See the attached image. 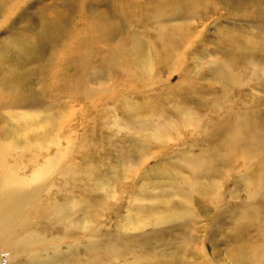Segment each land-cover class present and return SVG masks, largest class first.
<instances>
[{"label": "rangeland", "instance_id": "obj_1", "mask_svg": "<svg viewBox=\"0 0 264 264\" xmlns=\"http://www.w3.org/2000/svg\"><path fill=\"white\" fill-rule=\"evenodd\" d=\"M167 1L18 0L3 5L0 0V138L12 136L10 132L18 128L20 113H38V118H56L65 135L63 145H70L61 169L45 181L34 198V202L42 199L35 213L41 225L36 226L47 241V249L38 255L39 263L150 264L159 258L179 256L182 262L202 264L204 257L198 256L194 245L187 247L186 239H199L196 243H202L209 255L225 263L231 241L239 236L237 225L243 223L235 208L264 205V194H250L251 189L255 190L252 178L253 172L260 169L259 161L249 160L244 165L221 162L213 176L202 179L206 184L218 180L217 205L195 194V211H190L186 219L150 223L139 229L124 226L128 209L133 215L143 207L152 213L151 217H163L168 206L165 203L174 207L185 204L176 188L192 176L194 161L206 158L204 154L219 152L221 126L227 128L236 118L246 115L264 130V0H202L193 5H185L182 0V8L149 18L136 9L131 22L120 17L118 11L119 6L134 5L150 10L158 2ZM58 16L64 19L60 24L71 37L46 39L39 55H29L27 51L33 45L38 49L44 28ZM90 18L102 25L113 21L120 30L110 40L112 43L90 45L83 73L80 56L87 48L68 59L62 49L65 41L74 43L77 29L88 30L85 24ZM176 27L184 32V40L172 60L163 62L164 32ZM120 41L133 49L130 54L139 48L143 52H160L162 59L150 83L143 84L124 70L113 76L101 68L110 48ZM231 58L238 60L236 85L220 74L221 65ZM17 80L23 88L32 89L35 99H9V86L12 88ZM77 82L95 95L90 100L84 98L76 89ZM105 86L109 91L98 92ZM186 111L195 113V126L182 128L163 141L148 140L147 147L141 145L142 135L137 130L145 120L149 123L147 132L155 122L180 125ZM55 150L52 147L48 153ZM48 153L43 150L36 159L40 162ZM30 155L27 152L10 162L29 173L34 167ZM69 165L67 175L62 176ZM128 167L129 173H124ZM50 184L52 189L45 191ZM106 184L108 189L104 188ZM75 200L80 204L69 212L67 220H60L48 206L50 201H58L68 208ZM28 214L26 207L21 216ZM197 219L203 221L196 222ZM198 225H202L200 232L193 235L192 227ZM24 227L19 235L37 230L31 220L25 221ZM114 243L122 247L118 257L111 248ZM30 261L23 257L11 264Z\"/></svg>", "mask_w": 264, "mask_h": 264}, {"label": "bare ground", "instance_id": "obj_2", "mask_svg": "<svg viewBox=\"0 0 264 264\" xmlns=\"http://www.w3.org/2000/svg\"><path fill=\"white\" fill-rule=\"evenodd\" d=\"M17 1L18 0H2L3 5L9 2L17 3ZM199 1L202 0H185V5H193ZM183 3L182 0H168L164 4L158 2V4L150 10L144 9V7H138L137 5L131 7L119 6L120 9L118 11H120V17L131 22L136 9H138L139 13L146 15L149 18L151 15L182 8L184 6ZM63 20L64 19L61 16L54 18L52 22L44 28V33L42 34L41 43L38 49L33 45L27 53L29 55H39L43 47V42L46 39H51L52 41L58 36H60L61 39H64L65 37L67 38L68 36L71 37V33H68L67 28L64 29L60 24ZM85 28L86 30L88 29L85 32L79 31L78 29L76 30L73 34L72 41H74V43H72V45L68 42L66 43L64 40L65 45L64 49H62L63 56H65L64 58L68 59L78 50H81L84 47L87 48V50L83 49L85 54L80 56V64L81 66L84 65L81 70L82 72L89 59L90 45L94 43H98L97 45H99L109 42L110 40L112 41L116 37L115 34L120 30L119 25L113 21L108 20L107 24L102 25L94 18H90L89 21L86 22ZM89 34L91 36H89ZM184 37L185 35L181 28L176 27L172 28V30H165L163 50L166 52V57L162 60L163 62L169 63V60H172L175 56L174 54L178 52L177 50L184 40ZM23 39L27 40V37H23ZM123 41L115 43V45L110 48L101 68H104L106 74L111 75L123 72L124 70L125 74L141 80L143 84H145V81L150 83V81L153 80L151 74L156 65L159 64V61L162 59L160 52L156 53L154 51V53L153 51L151 52V50H145L143 52V48H139L130 54V51L133 49L127 45V42ZM57 51H60V49L56 50L54 53H59ZM54 53L53 55L55 56ZM237 63L238 60L231 58L221 65L222 70H220V74H224L227 78L226 80L232 83V85H236L239 80L240 73L238 72L239 68ZM135 65H137V67H135ZM78 68H80V65H78ZM81 71H78V73H81ZM137 82L141 83L140 81ZM76 84V89L81 91L84 98L87 97V99L89 98L90 100L92 96L95 95L94 91L92 92V90L84 88L83 86L81 88V82H77ZM115 85L118 86L117 83ZM11 87L12 88L9 86L7 96H9V99H12L14 102H26L35 99V94L32 89L23 88L20 80L15 81ZM107 87H99L97 90L100 93H105L106 91H109ZM76 94L80 97L79 93ZM3 98L5 99V97ZM38 115V113H20L17 118L18 128L14 129L12 133L10 132L12 136L10 135L9 138H0V264H11L16 259L23 257L31 260L30 264H43L39 263L41 257L38 255H41L40 252L47 249L45 236L38 232L36 226L41 225L40 218L37 220L35 213H37V209L40 206L42 199L40 197L37 202H34V198L41 190L45 181L50 179L51 176L54 175V172H58L61 169V163L70 151V145H63L62 140L65 135L56 123V118L51 115L46 118H38ZM195 117V113L186 111L181 116L180 125L172 122H165L163 124L155 122L149 125L151 131L148 132L146 129L148 128L149 123L147 122L148 120H145L143 125L137 130V132L142 135L141 145L146 146L149 141L153 140L163 141L169 139L173 134L180 133L182 128L195 126L197 118ZM225 127L223 125L219 128L220 131L218 130V132L221 133V140L218 147L219 152L204 154L207 155L206 158L194 161L191 166L192 176L183 180L182 187L176 188V193L184 198L185 204L174 207L169 202L168 204L165 203V205L168 206H166L163 217H157V215L151 217L152 213L146 212L143 207L139 208V210L133 215L131 210L128 209L127 220L124 224L126 229L145 228V225H149L150 223H161L178 218L186 219L191 212L194 213L195 211V204L193 201L195 194H198L202 199L217 205V202L215 203V201H217V198L219 199L218 196H220L218 180L206 184L202 182V179L204 177H211V175L213 176L217 171V164L220 165L219 163L221 162H223L222 165L224 163L227 165H234L239 162H242L244 165L249 160H258L260 169L259 171L253 172L254 177L252 178V184L253 187L255 186V190L251 189L250 194L251 196L264 194V130L256 121L246 115L236 118L227 128ZM222 130L223 132H221ZM215 132L213 133L215 134ZM52 147H56L55 152L48 153ZM43 150H46L48 154H45L43 159L39 162L36 158L40 156V152ZM27 152H31L30 156L34 158L31 160L34 163V167L29 173L21 172V169L16 163L13 164L10 162L11 158L16 159ZM70 166L71 165L67 167L65 172L62 171V176L67 175ZM128 171H130L129 167L124 169V173ZM108 186L109 185L106 184L104 188L108 189ZM51 189L52 187L50 184L45 191ZM110 196L115 197V194L111 193ZM79 204L80 202L75 200L72 205L67 208L64 203L50 201L48 206L51 208V212L59 217L60 220H67L69 212H74L72 210H75ZM100 204L103 205L105 203L102 202ZM100 204L97 205L98 208L101 207ZM46 206L47 205H45V207ZM246 206L247 207H245V205L238 206L235 208L239 221L242 220L243 223L240 226L237 225L239 236L234 237L233 241H231L232 243L228 249V261L224 263L220 261L219 258H215L212 253L209 255L208 248L203 247L202 243L201 245L196 243L199 242L197 241L199 239L195 238L196 241H192L193 239L188 241L186 239L185 241L188 242L187 247L194 245L192 247L194 248L193 250H195L196 253H199L198 256L201 255V257H204V264H264V205L263 207H258L253 204ZM26 207L30 215L28 214L26 217H22L21 213ZM31 211L34 212L31 213ZM30 220L37 230H31L29 233L25 231L24 234L22 232L21 235H19L18 233L25 229V221ZM201 221L203 220L197 219L196 222ZM201 227L202 225H198V227L193 226L192 228L195 230L193 235L199 234ZM250 227L253 228V232ZM189 228H191V226H189ZM117 239L124 241L121 236H117ZM111 248L115 254L114 256L118 257L121 253L120 248L122 247L117 243H114ZM3 252L4 254H2ZM190 259L192 260V258ZM54 260L56 263L58 262L57 259L54 258ZM192 262H194V260H192ZM78 263L79 261L77 264ZM195 263L197 264V261ZM150 264L194 263L182 262L181 258L176 256L171 258H159L157 261Z\"/></svg>", "mask_w": 264, "mask_h": 264}]
</instances>
